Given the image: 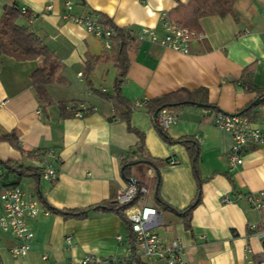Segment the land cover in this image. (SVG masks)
Wrapping results in <instances>:
<instances>
[{
    "label": "crops",
    "instance_id": "crops-1",
    "mask_svg": "<svg viewBox=\"0 0 264 264\" xmlns=\"http://www.w3.org/2000/svg\"><path fill=\"white\" fill-rule=\"evenodd\" d=\"M189 1L0 0V17L4 7L27 10L30 16H20L17 25L27 28L61 65L60 83L46 86L53 104L42 109L29 78L42 60L16 62L0 57V102L4 101L0 105V136L17 131L23 151L46 152L43 157L29 159L0 141V161L33 168L40 175L47 167L56 171L54 180L21 178L17 186L26 197L38 200L40 194L57 210L99 205L128 184L121 177V161L138 142L124 121L107 120L122 114L124 108L90 93L80 76L88 61L108 55L110 50L64 17L95 14L121 29L146 27L162 35L161 14L169 15ZM67 3L72 6L70 11ZM198 26L203 38L192 40L186 55L133 40L121 94L134 107L130 126L143 134L146 152L169 163L158 169L156 191V172L148 169L143 174L144 187H150L148 205L161 217L155 232L165 240H178L188 264H252V257L264 258V242L249 229L251 225L260 229L262 213L243 196L264 191V148L247 149L242 165L231 170L227 164L231 136L214 127L213 120L217 113L236 114L256 97L242 86L244 69L252 66L251 84L264 89V0H236L231 16L203 17ZM114 77L109 62L96 64L88 74L92 89L105 94L112 93ZM180 89H205L210 105L169 109L175 122L164 130L170 140L190 139L198 149L197 176L202 183L189 229L184 227L180 213L197 190L190 158L183 145L167 143L160 137L144 107L145 102ZM73 103H77L75 111H82L84 117H61L59 105L69 111ZM90 108L94 112L88 114ZM259 112L260 117L251 122L254 125L264 121V105ZM1 174H5L0 179L4 184L17 180L15 174L0 168ZM155 196L169 209H160ZM225 197L229 202L223 200ZM27 224L33 238L23 258H12L14 241L0 231V264H84L86 257L92 258L89 264L129 262L126 225L112 213L93 210L84 220L39 213Z\"/></svg>",
    "mask_w": 264,
    "mask_h": 264
},
{
    "label": "trees",
    "instance_id": "trees-1",
    "mask_svg": "<svg viewBox=\"0 0 264 264\" xmlns=\"http://www.w3.org/2000/svg\"><path fill=\"white\" fill-rule=\"evenodd\" d=\"M235 1L236 0H190L186 6L179 4L176 9L169 13L168 16L169 19L175 22L179 27H184L198 32V20L200 18L208 16H231L232 7ZM20 16H25L28 18L30 15L28 12L25 15H21L19 9L14 5L3 8V12L0 17V57L4 56L12 58L16 62L35 61L39 58L42 60L41 65L30 74L29 78L38 104L42 109H45L53 104L48 92L46 91V86L60 83V61L47 47L43 46L40 41L35 39L32 34L29 33L27 28L17 25L16 21ZM100 17L105 23L112 25L108 19L103 16ZM112 27L115 30V36L111 39V48L109 54L94 57L91 59V61H88L85 64L83 73H81L80 76L86 82V86L90 93H96L101 98H103V100L115 102L124 108V112L122 114H116L107 118V120L109 122L113 120L124 121L127 125V130L135 134L138 138V142L133 148L129 150V152L121 161L122 179L124 181L133 179L137 187H144L145 182L143 179V174L146 170L153 169L156 172V177L154 179V191H156L159 181L158 169L164 165H168L169 163L166 160L152 158L145 150L143 134L130 126V113L134 107L123 98L121 94V85L128 70L127 52L133 49V39L125 35L124 29L113 25ZM101 62L111 63L115 70L111 94L95 91L92 89L88 80L89 72H91L92 68L96 64ZM252 72V66L244 69L242 71L240 81L245 91L249 93H255L256 97L246 107L236 113V115L245 117L250 122L257 120L260 117L259 109L262 107V105H264V89L255 88L249 80ZM76 105L77 103H73L69 111L66 110L63 105H59L61 117L73 115L74 111L76 110ZM188 105L210 108L207 100V91L205 89H197L193 91L180 89L176 92L156 97L145 102L144 104L147 113L153 119V124L160 134V137L167 143H177L183 145L190 158L192 170L197 180V190L196 195L189 206L182 213H180V215L183 217L182 221L186 229H189L192 210L196 207L200 200V184L202 181H200L197 176L198 149L196 144L190 139H179L177 141L170 140L165 135L164 130H162L157 125L154 115L156 114L157 116L162 109H174ZM93 112L94 111L92 108L88 109V114ZM18 137L19 133L17 131H12L11 133H5L1 135L0 141L9 144V146L17 150L21 156L27 157L29 159H36L45 156L46 152L44 150L35 149L31 151H23L18 145ZM0 168L5 170V173H13L17 176L16 181H12L7 184H4L1 180L0 190L17 186L20 179L23 177H32L38 179L41 176L33 168L24 167L10 161H0ZM133 172H135L137 175H133ZM4 175L5 174H1L0 179L3 178ZM138 200L139 197H136L129 204L119 205L116 201V196L112 195L107 201L86 209L57 210L49 207L43 200L42 196L40 194L38 195L39 203L45 207L44 209L48 213L58 215L64 220H84L87 218L88 213L93 210L116 215L122 222L125 223L127 228L126 243L130 250L128 264L130 262L134 264H149L147 261L134 254V237L124 215L125 210L136 204ZM155 200L160 209H169V207L165 206L159 201L157 196H155ZM252 264H264V258H262V256H254L252 257Z\"/></svg>",
    "mask_w": 264,
    "mask_h": 264
},
{
    "label": "built area",
    "instance_id": "built-area-1",
    "mask_svg": "<svg viewBox=\"0 0 264 264\" xmlns=\"http://www.w3.org/2000/svg\"><path fill=\"white\" fill-rule=\"evenodd\" d=\"M50 8V6L47 7V9ZM71 8V4L67 3L66 9L70 11ZM19 12L21 15H25L27 10L21 8ZM64 18H69L88 34L100 39L105 49L110 50L111 39L115 36V30L112 25L101 20L99 15L87 14L81 17L65 16ZM160 20L162 35H157L154 29L146 27L137 31L126 28L124 29L125 35L133 40L147 41L183 55L189 53L192 40L203 38L199 32L179 27L169 19L166 13L161 14ZM2 104L4 101L0 102V105ZM73 116L80 119L84 117V113L74 111ZM155 121L162 130H165L175 122V116L169 109H162L155 117ZM213 125L231 136V147L227 153V164L231 170L242 165L243 155L247 149L264 148V121L260 125H254L245 117L236 114L217 113ZM41 176L46 180H54L56 171L47 167L42 171ZM146 194L147 189L137 187L134 182L126 184L116 193V201L119 205L129 204L134 198L139 197L138 202L124 212L134 237V254L149 263L188 264L183 256V247L178 240H165L155 232V228L161 224V217L154 207L145 203ZM243 198L251 207L262 213L260 229L256 230L255 225H251L249 229L264 242V191L246 194ZM223 200L229 202L226 197ZM39 213L46 214L48 212L45 209L42 210L37 199L26 197L19 186L0 190V231L10 235L14 241L10 250L12 258L19 259L27 255L29 242L33 238L27 222L35 219ZM117 239L121 240L120 237ZM91 261L92 258L86 257L83 263L89 264ZM129 264L134 263L130 262Z\"/></svg>",
    "mask_w": 264,
    "mask_h": 264
},
{
    "label": "rangeland",
    "instance_id": "rangeland-1",
    "mask_svg": "<svg viewBox=\"0 0 264 264\" xmlns=\"http://www.w3.org/2000/svg\"><path fill=\"white\" fill-rule=\"evenodd\" d=\"M146 188H147V192H148V193H147V197H146V198H147L146 203L148 204V203H149L148 200L150 199V197H149V190H150V187L147 185Z\"/></svg>",
    "mask_w": 264,
    "mask_h": 264
},
{
    "label": "water",
    "instance_id": "water-1",
    "mask_svg": "<svg viewBox=\"0 0 264 264\" xmlns=\"http://www.w3.org/2000/svg\"><path fill=\"white\" fill-rule=\"evenodd\" d=\"M155 117H156V114L154 115V118H155ZM127 182H128V183H132V182L135 183V181H134L133 179H128Z\"/></svg>",
    "mask_w": 264,
    "mask_h": 264
}]
</instances>
